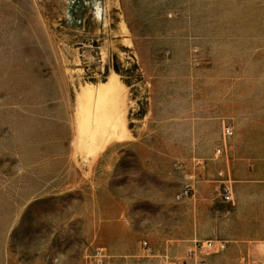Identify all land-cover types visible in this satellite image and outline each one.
Returning a JSON list of instances; mask_svg holds the SVG:
<instances>
[{"label":"rangeland","instance_id":"obj_1","mask_svg":"<svg viewBox=\"0 0 264 264\" xmlns=\"http://www.w3.org/2000/svg\"><path fill=\"white\" fill-rule=\"evenodd\" d=\"M112 77L127 135L94 156L78 97ZM193 239L264 264V0H0V264H165Z\"/></svg>","mask_w":264,"mask_h":264},{"label":"bare ground","instance_id":"obj_2","mask_svg":"<svg viewBox=\"0 0 264 264\" xmlns=\"http://www.w3.org/2000/svg\"><path fill=\"white\" fill-rule=\"evenodd\" d=\"M101 11L98 6V17H102ZM76 112L73 132L76 148L83 147L94 155L109 143L121 141L127 135L126 95L117 77H112L100 89L93 85L84 88L78 97ZM78 150L75 149V153Z\"/></svg>","mask_w":264,"mask_h":264},{"label":"built area","instance_id":"obj_3","mask_svg":"<svg viewBox=\"0 0 264 264\" xmlns=\"http://www.w3.org/2000/svg\"><path fill=\"white\" fill-rule=\"evenodd\" d=\"M223 140L232 137L234 130L231 126L223 127ZM224 147H219L216 150V155L223 152ZM220 176L224 175V171H220ZM184 186L181 193L178 195V199H183L192 194L196 182L195 171L186 173L184 176ZM222 195L226 200H232L233 192L230 179L223 181ZM145 245H147L145 243ZM225 248V244L222 241H200L197 239L190 240L186 251V258L184 259H170L167 255L164 256L165 264H206V254L212 250L222 251ZM85 264H114L112 261V255L108 249L104 246H96L93 249L91 255L86 259Z\"/></svg>","mask_w":264,"mask_h":264}]
</instances>
